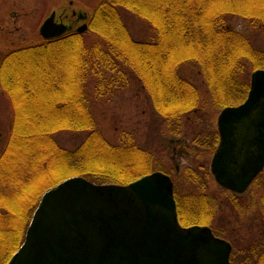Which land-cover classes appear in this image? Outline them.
<instances>
[{"label":"trees","instance_id":"1","mask_svg":"<svg viewBox=\"0 0 264 264\" xmlns=\"http://www.w3.org/2000/svg\"><path fill=\"white\" fill-rule=\"evenodd\" d=\"M211 1L103 0L94 8L86 33L41 41L1 58L0 82L13 106V118L0 153V264H7L23 242L47 188L75 175L127 184L155 170L154 152L141 146L131 133L121 134L118 146L98 129L86 89L89 71L98 74L103 68L118 72L126 68L145 89L155 112L168 121L172 133H181L182 119L206 121L208 132L200 130L191 141L197 169L188 166L184 170L191 184L206 188L203 178L212 172L201 154L204 150L215 152L219 132L211 127L207 111L201 109V89L181 69L194 65L203 75L213 104L223 108L245 99L250 87L249 77L245 78L246 64L251 70L264 68V50L253 48L241 31L220 26L229 15H236L259 20L264 28V6H243L246 0H221L207 6ZM120 7L156 29V39H135ZM68 50L73 56L69 67L62 59ZM20 63L25 67H19ZM27 95L48 101L36 105L28 116L38 122L26 118ZM61 130H85L87 135L78 148L68 149L54 137ZM21 135H26L29 146L25 158L17 161L24 142ZM259 177L263 181L259 206L264 213V170L255 181ZM244 194L232 192L228 200L237 205ZM175 198L182 225H209L217 235L232 240V230H221L214 224L212 212L222 211L223 203L215 196L203 191L179 195L175 190ZM252 252L253 264H264V245ZM235 255L234 250L231 264H242Z\"/></svg>","mask_w":264,"mask_h":264},{"label":"water","instance_id":"2","mask_svg":"<svg viewBox=\"0 0 264 264\" xmlns=\"http://www.w3.org/2000/svg\"><path fill=\"white\" fill-rule=\"evenodd\" d=\"M65 31L54 14L41 26L46 38ZM217 127L211 172L220 186L244 193L264 168V68L252 72L243 102L220 111ZM231 252L209 226L180 224L174 182L157 170L127 184L75 175L50 187L7 264H231Z\"/></svg>","mask_w":264,"mask_h":264},{"label":"rangeland","instance_id":"3","mask_svg":"<svg viewBox=\"0 0 264 264\" xmlns=\"http://www.w3.org/2000/svg\"><path fill=\"white\" fill-rule=\"evenodd\" d=\"M218 1L221 0H213L207 6H215ZM230 3L234 6L237 5L234 1ZM241 4L243 6L249 4L253 7L262 8L264 0H246ZM120 8V13L135 39L148 41L156 39V29L148 22L133 12L122 7ZM42 10L45 9L42 8ZM220 26H230L233 29L241 31L248 38L253 48L264 50V28L259 20L229 15L227 21L224 24H220ZM62 59L65 61L64 64H67L68 67L71 66L73 62L72 51H65ZM22 66L25 67V65L20 63L19 67ZM246 67L245 78L248 76L249 81H251V74L254 70H251L249 63L246 64ZM181 72L201 89V109L207 111L211 127L217 130L218 115L223 108H219L213 104L211 92L207 88L203 75L192 64L183 66ZM96 73L97 71L95 70L89 71L86 89L90 98L91 112L96 119L97 127L101 133L112 144L118 146L122 143L121 134L131 133L141 146L154 152L156 162L154 169L161 168L162 170H166L165 172L172 177L175 183V190L179 195L203 191L207 195L215 196L218 202H223L222 211L217 213L215 210V213L212 212L214 224L220 227L221 230H232V240L229 237H226V239L234 243V245L232 243V247L233 252L234 250L236 251L237 263L253 264L254 252H252V249L260 250L264 245V213L259 206L261 186L263 184L262 178L259 177L257 181H254L250 185L244 197L237 199V205L228 200L232 192L218 185L213 174L208 177L204 174L203 179L206 180V188H201V185L196 186L191 184L184 170L188 166L197 169V164L194 162L195 155L192 156L194 150L192 149L193 145L191 141L200 130L203 129L202 133L208 132L205 128L206 121H199L194 118L195 121L188 122L182 119V124L180 125L181 133H172L170 132L168 121L155 112L145 89L140 86L134 76L129 74L126 68L120 72L118 70L107 71V69L103 68L102 73ZM26 97L28 100L24 107V113L26 118L33 123L32 118L28 117L29 114L36 105L38 107V104L42 105L48 103V101L31 99L30 95ZM12 118L13 106L4 90L0 87V128L3 132V139L0 142V153L12 128ZM31 123L27 125L32 126ZM171 126L176 127L177 124L174 126L171 123ZM86 135L87 131L85 130H61L55 133L54 137L63 147L74 149L84 142ZM21 136L24 142L18 150L17 161L25 158L24 155L27 153L26 148L29 146L26 141V135ZM212 155L213 153L208 152V150L202 151L201 154L202 160H206L208 171L211 169ZM90 180L100 183L95 178ZM18 195L21 196L22 192H18ZM3 227L5 226L3 225Z\"/></svg>","mask_w":264,"mask_h":264},{"label":"flooded vegetation","instance_id":"4","mask_svg":"<svg viewBox=\"0 0 264 264\" xmlns=\"http://www.w3.org/2000/svg\"><path fill=\"white\" fill-rule=\"evenodd\" d=\"M102 1L0 0V60L13 50L36 46L41 41L84 33L77 30L78 26L87 22V30L89 29L92 17H89V12L94 11ZM52 14L55 22L66 26V31L58 37L46 38L41 33V26ZM0 87L3 89L1 82Z\"/></svg>","mask_w":264,"mask_h":264}]
</instances>
